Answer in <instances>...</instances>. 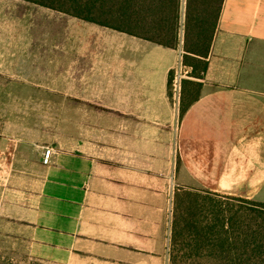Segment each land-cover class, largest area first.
Wrapping results in <instances>:
<instances>
[{
    "label": "crops",
    "instance_id": "0c3cea01",
    "mask_svg": "<svg viewBox=\"0 0 264 264\" xmlns=\"http://www.w3.org/2000/svg\"><path fill=\"white\" fill-rule=\"evenodd\" d=\"M33 5L0 0V75L29 68L30 89L46 95L21 106L49 108L51 122L60 89L61 140L28 136L20 124L0 130V167L38 171L3 210L0 233L13 237L14 250L47 264H169L176 191L259 201L264 0H223L199 98L182 115L181 34L168 48ZM46 146L54 153L43 165Z\"/></svg>",
    "mask_w": 264,
    "mask_h": 264
},
{
    "label": "trees",
    "instance_id": "16d2710c",
    "mask_svg": "<svg viewBox=\"0 0 264 264\" xmlns=\"http://www.w3.org/2000/svg\"><path fill=\"white\" fill-rule=\"evenodd\" d=\"M176 48L182 31L179 113L199 98L223 0H24ZM175 71L167 77L172 97ZM181 188L172 209L169 264H264V201Z\"/></svg>",
    "mask_w": 264,
    "mask_h": 264
},
{
    "label": "rangeland",
    "instance_id": "374dc122",
    "mask_svg": "<svg viewBox=\"0 0 264 264\" xmlns=\"http://www.w3.org/2000/svg\"><path fill=\"white\" fill-rule=\"evenodd\" d=\"M14 2L21 3L24 6H34L33 3L24 1V0H13ZM32 4V5H30ZM36 5V4H35ZM39 6V5H38ZM42 7V6H41ZM33 8V7H32ZM182 35V31L180 30L179 35ZM25 45V43L23 44ZM29 45L30 44H26ZM25 45V46H26ZM45 43L38 44V53H45ZM54 50H60V44H54ZM22 51L24 53L30 52L29 47L27 50L23 46ZM42 54V55H43ZM60 59L55 58L54 60V83L60 85ZM59 64V65H57ZM38 65L43 68L45 71V59L44 57L41 59L39 56ZM183 70V69H182ZM29 68L27 70H23V74H16L12 76L0 75V130H3V123H6V127H10L12 132L17 125L20 124L21 130L30 134H33L37 137H45V136H53L54 144L60 145L61 140V106H60V98L61 91L60 89H55L53 93V98L55 100V106L53 107V120H50L49 108L43 107H24L21 104L25 105L26 101L31 98H45V91H35L30 89V80H29ZM182 72V71H181ZM185 78V77H184ZM173 93V91H172ZM49 95V92H48ZM29 111V112H27ZM17 124V125H16ZM23 126V128H22ZM14 133V132H13ZM38 144H32V153H36L38 155L39 147ZM42 145V144H40ZM2 161V160H1ZM0 230L3 232L5 230V222L3 216V210L7 206H13L17 202L15 200H19V197L23 195L21 192L22 189H26V187L31 183V178L37 177L38 171L30 170L26 172L19 171H10L4 170L5 167H0ZM27 177V178H26ZM25 181L27 182V186L21 187V185H25ZM201 191V194H205L206 190L198 189ZM225 195V194H220ZM235 196V195H234ZM257 199L259 201H264V189L258 195ZM6 209V208H5ZM173 218V216H172ZM15 241L13 237L9 238L5 234L0 233V264H47L43 262H39L34 260L25 254L23 251L14 250Z\"/></svg>",
    "mask_w": 264,
    "mask_h": 264
},
{
    "label": "built area",
    "instance_id": "2783aa9c",
    "mask_svg": "<svg viewBox=\"0 0 264 264\" xmlns=\"http://www.w3.org/2000/svg\"><path fill=\"white\" fill-rule=\"evenodd\" d=\"M189 71V69H183L181 73H179L176 78H184L187 77V72ZM54 153L53 147L51 146H46L43 148V152H42V158H41V163L43 165H48L50 163V158L52 156V154Z\"/></svg>",
    "mask_w": 264,
    "mask_h": 264
}]
</instances>
